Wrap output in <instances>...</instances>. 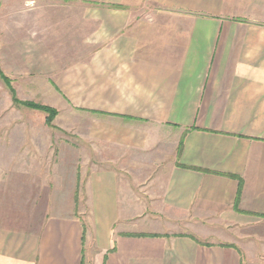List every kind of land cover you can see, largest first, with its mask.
Here are the masks:
<instances>
[{
    "label": "crops",
    "instance_id": "1",
    "mask_svg": "<svg viewBox=\"0 0 264 264\" xmlns=\"http://www.w3.org/2000/svg\"><path fill=\"white\" fill-rule=\"evenodd\" d=\"M2 1L90 153L0 167V264H264V0Z\"/></svg>",
    "mask_w": 264,
    "mask_h": 264
},
{
    "label": "rangeland",
    "instance_id": "2",
    "mask_svg": "<svg viewBox=\"0 0 264 264\" xmlns=\"http://www.w3.org/2000/svg\"><path fill=\"white\" fill-rule=\"evenodd\" d=\"M10 2L2 1V4L9 5ZM25 18L0 17V24L6 26L12 24L13 28V25L16 26L21 21L25 22ZM56 18L49 17L51 25L56 23L53 21ZM0 71L4 75L3 77L0 74V167L9 168L16 164H25L26 155H36L35 162H38L37 159L42 158V155L45 157L49 155L50 169L56 166L55 163L63 162V159L66 161L65 166L69 167L74 163L75 147L88 156L90 145L74 143V116L69 99H62L56 92L54 93L52 86L49 96L42 93V87L47 86L48 83L52 85L53 80L39 78L29 82L25 71L10 74L1 64ZM26 102L40 105L49 103L55 114H52L51 119L48 120L50 113L27 105ZM45 138L49 139V143L45 142Z\"/></svg>",
    "mask_w": 264,
    "mask_h": 264
},
{
    "label": "trees",
    "instance_id": "3",
    "mask_svg": "<svg viewBox=\"0 0 264 264\" xmlns=\"http://www.w3.org/2000/svg\"><path fill=\"white\" fill-rule=\"evenodd\" d=\"M1 72V71H0ZM1 75H2V73H0ZM3 77H4V75H2ZM6 77V76H5ZM7 78V77H6ZM26 104L28 105H31V106H33L34 108H37V109H40V110H43V111H45V112H47V113H50L49 115H48V120H50L51 119V117H52V114H55V110L53 109V108H51V107H49V106H46V105H40V104H36V103H33V102H26Z\"/></svg>",
    "mask_w": 264,
    "mask_h": 264
}]
</instances>
